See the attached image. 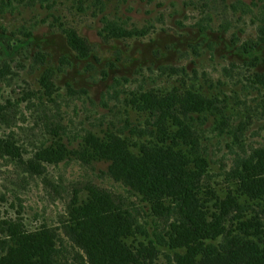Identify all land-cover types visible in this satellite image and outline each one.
Returning a JSON list of instances; mask_svg holds the SVG:
<instances>
[{
  "label": "rangeland",
  "instance_id": "obj_1",
  "mask_svg": "<svg viewBox=\"0 0 264 264\" xmlns=\"http://www.w3.org/2000/svg\"><path fill=\"white\" fill-rule=\"evenodd\" d=\"M7 1L0 6V258L12 257L14 231L58 227L71 200H85L92 186L111 191L142 223L167 226L150 202L111 177L107 162L86 161L87 132H120L137 149L159 145L184 159L191 145L203 146L200 196L211 211L228 197L257 204L243 178L246 166L252 172L264 163V0ZM250 40L260 43L256 65L241 49ZM135 125L155 133L140 138ZM57 139L67 157L31 171L36 152ZM61 231L56 264H97ZM127 244L133 264H170L169 248L146 250L140 234Z\"/></svg>",
  "mask_w": 264,
  "mask_h": 264
},
{
  "label": "trees",
  "instance_id": "obj_2",
  "mask_svg": "<svg viewBox=\"0 0 264 264\" xmlns=\"http://www.w3.org/2000/svg\"><path fill=\"white\" fill-rule=\"evenodd\" d=\"M0 6L8 7L9 3L0 0ZM259 45L258 41L250 40L241 48L252 65L259 62ZM5 114L0 107V115L5 118ZM151 114L157 122V113L151 110ZM188 119L191 115L185 116L181 124L182 135L188 134L191 127ZM130 130L140 138L147 136L148 131L151 135L155 133L154 129L143 130L136 125ZM122 134L112 132L100 136L87 132L80 142L83 147L81 153L87 154V162H107L111 177L141 196L143 201L150 202L152 214L165 220L167 226L159 227L158 221L152 226L142 223L131 208L111 191L92 186L85 200L79 203L75 198L71 200L68 216L58 227L45 225L48 231L39 230L32 234L14 231L17 247L10 250L11 258L1 257L0 264H14L17 258L18 262L23 261L22 264H56V257L63 251L58 230H62L74 249L82 250L97 264L136 263L135 252L127 242L137 234L149 241L146 250L159 246L169 248L170 264H264V223L261 222L264 207L260 206L264 201L263 162L252 172L249 169L251 165L246 166L247 175L243 178L247 181L244 182L245 194L257 204L228 197L211 206V211L207 200H201L200 196L199 171L200 163L204 162L200 156H205L203 146L191 145L187 149L189 159H184L183 154L159 145L137 149L136 144ZM171 139L178 142L175 137ZM166 141L167 138H163L158 143L165 144ZM4 145L8 147V142ZM44 147L28 164L31 171L45 169V163L57 164L68 155L69 148L61 139ZM20 150L18 147L15 159L22 162L23 152L20 154ZM240 218L243 220L239 223L238 232L233 234V223Z\"/></svg>",
  "mask_w": 264,
  "mask_h": 264
}]
</instances>
